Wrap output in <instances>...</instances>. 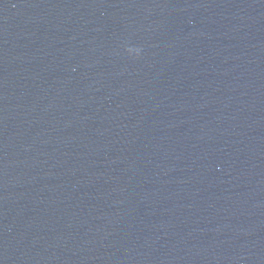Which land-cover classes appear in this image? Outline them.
Returning a JSON list of instances; mask_svg holds the SVG:
<instances>
[{"label": "water", "instance_id": "obj_1", "mask_svg": "<svg viewBox=\"0 0 264 264\" xmlns=\"http://www.w3.org/2000/svg\"><path fill=\"white\" fill-rule=\"evenodd\" d=\"M0 264H264V0H0Z\"/></svg>", "mask_w": 264, "mask_h": 264}]
</instances>
